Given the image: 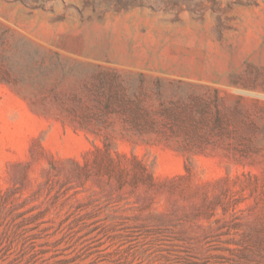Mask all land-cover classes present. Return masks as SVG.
I'll return each mask as SVG.
<instances>
[{
  "label": "rangeland",
  "instance_id": "obj_1",
  "mask_svg": "<svg viewBox=\"0 0 264 264\" xmlns=\"http://www.w3.org/2000/svg\"><path fill=\"white\" fill-rule=\"evenodd\" d=\"M0 264H264V0H0Z\"/></svg>",
  "mask_w": 264,
  "mask_h": 264
},
{
  "label": "trees",
  "instance_id": "obj_2",
  "mask_svg": "<svg viewBox=\"0 0 264 264\" xmlns=\"http://www.w3.org/2000/svg\"><path fill=\"white\" fill-rule=\"evenodd\" d=\"M97 89L101 90L100 87L97 88ZM117 99H119L118 96L114 97L113 95H111V98L108 99L107 106H108V107H111L113 101H114V100H117ZM123 107H124V108H123L124 110H129L130 112L133 113V115H134L133 118H134L135 120H138V118H140L141 116H143V114L139 113L138 111H136V110L133 111V109H131L130 107H128L126 104H125Z\"/></svg>",
  "mask_w": 264,
  "mask_h": 264
}]
</instances>
